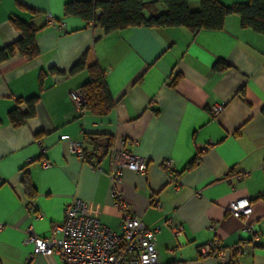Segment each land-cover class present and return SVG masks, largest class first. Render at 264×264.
Masks as SVG:
<instances>
[{
	"label": "crops",
	"instance_id": "crops-1",
	"mask_svg": "<svg viewBox=\"0 0 264 264\" xmlns=\"http://www.w3.org/2000/svg\"><path fill=\"white\" fill-rule=\"evenodd\" d=\"M68 1L0 0V48L21 36L11 23L17 18L38 29L39 49L33 60L15 55L0 62V264H27L33 249L23 243L27 229L50 235L76 196L117 230L111 173L119 166L111 156L123 149L148 161L145 174L121 168L118 186L134 216L160 227L161 264H264V35L242 27L235 14L218 30L141 26L106 33L65 15ZM189 7L199 10L200 1ZM166 10L161 0H145L147 16ZM219 59L230 67L215 69ZM81 60L84 66L72 71ZM93 64L104 70L115 101L106 115L70 98ZM35 96L33 114L15 126L9 112H28L26 100ZM217 104L223 109L214 115ZM71 140L84 141L88 159L71 153ZM195 157L198 165L188 168ZM44 159L52 165L43 166ZM167 159L170 171L162 166ZM25 180L35 190L31 199ZM242 197L251 199L258 240L227 210ZM169 219L182 223V235L165 226ZM213 239L225 248L224 261L202 255L201 246ZM32 264H60V258L38 253Z\"/></svg>",
	"mask_w": 264,
	"mask_h": 264
},
{
	"label": "built area",
	"instance_id": "built-area-1",
	"mask_svg": "<svg viewBox=\"0 0 264 264\" xmlns=\"http://www.w3.org/2000/svg\"><path fill=\"white\" fill-rule=\"evenodd\" d=\"M46 20L48 23H54L51 14L46 15ZM70 98L79 108H82L87 101L80 89L72 90ZM222 109L223 106L217 104L210 110L215 115ZM68 144L71 153L79 159L84 158L83 140H71ZM45 151L43 148L42 152ZM111 158L119 166L116 172L111 173L114 206L121 214L118 229H112L99 218L90 215L88 201L76 196L66 206L63 221L53 225L50 235L39 236L31 227L27 229L23 243L33 245L27 264H32L34 256L38 253L57 255L60 258V264H161L156 241V233L160 227L149 228L139 217L134 216L130 204L123 198L122 190L118 186L121 182V168L126 167L145 174L148 161L145 157L124 149L114 150ZM42 165L48 167L52 165V162L44 159ZM162 166L170 171L172 161L164 160ZM246 175L237 173L236 177L242 179ZM261 197L264 198V192ZM160 206L159 202L155 203V207L160 208ZM227 210L243 221L244 232L251 234L253 239H259L256 224L250 220L253 212L250 198L242 197L231 201ZM165 226L175 237L183 234V225L178 221L169 219ZM3 228L4 224L0 223V230ZM200 251L204 256H213L221 261H224L227 254L218 239L205 243Z\"/></svg>",
	"mask_w": 264,
	"mask_h": 264
},
{
	"label": "trees",
	"instance_id": "trees-1",
	"mask_svg": "<svg viewBox=\"0 0 264 264\" xmlns=\"http://www.w3.org/2000/svg\"><path fill=\"white\" fill-rule=\"evenodd\" d=\"M166 11L147 16L144 13L145 0H70L64 5L65 15H77L92 25L102 27L106 33L134 27H186L193 33L200 30H218L225 26V19L229 15H238L241 26L251 28L264 35V0H248L246 3H237L231 6L222 4L219 0H199L201 8L192 11L189 7L191 0H161ZM12 25L21 36L13 43L0 48V62L15 55H21L27 60H33L39 55L36 43L38 29L32 24L17 18L11 19ZM84 66L81 60L75 64L72 71ZM217 70L229 68L230 65L219 59L214 66ZM90 78L80 90L86 96V103L82 109L89 110L97 115H106L115 105L106 81L104 70L98 65L89 66ZM37 97L26 102L29 111L23 113L18 107L9 112V119L15 125H20L26 117L33 114ZM1 124V120H0ZM109 146V145H108ZM84 158L88 159V152L84 149ZM199 159L193 158L188 168L198 165ZM26 193L33 198L35 190L31 184L24 181Z\"/></svg>",
	"mask_w": 264,
	"mask_h": 264
}]
</instances>
